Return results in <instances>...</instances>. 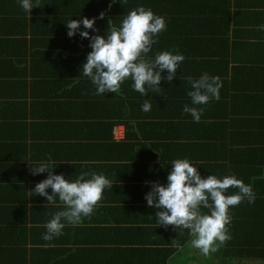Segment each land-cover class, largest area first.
Listing matches in <instances>:
<instances>
[{
    "label": "trees",
    "instance_id": "obj_1",
    "mask_svg": "<svg viewBox=\"0 0 264 264\" xmlns=\"http://www.w3.org/2000/svg\"><path fill=\"white\" fill-rule=\"evenodd\" d=\"M34 2L37 5L25 12L18 0H0V172L17 166L24 175L26 170L32 174L33 165L57 156L34 155L26 142L29 136L40 139L35 135L43 130L48 134L49 124L62 120L65 132L73 129L79 142L73 147L78 150V158L72 157L75 163L62 165L65 170H70L67 172L69 177L65 178L75 179L88 170L89 173H102L113 182L112 187L104 190L94 211L82 218L76 233H88L94 241H108L99 250L105 264H190L196 260L201 264H214L215 261L217 264H264V145L253 147L254 140H251V144L227 146L230 153L234 150V157L239 156L236 161H227L226 148L215 146L209 137L201 138L207 132L203 126L212 123L211 118L207 119L202 113L200 121L194 122L190 114L182 112L184 104H191L186 95L190 90L189 78L197 79L200 75L187 78L180 73L182 64L207 62L211 65L210 60L223 63L221 54L230 44L229 19L233 12L246 10L249 3L250 9L262 15L264 0ZM138 5L151 8L163 16L167 24L166 29L158 34L147 58H154L158 51H168L165 46L167 33L162 34L170 30L174 35L169 36L178 42L186 40L191 45L184 56L186 61L177 69L173 81L161 80L158 92L142 96L132 89V81L127 79L118 93L96 95L91 81L80 74L91 50L89 39L80 37L79 33L69 37L66 22L81 16L97 17V31H88L103 35L108 21L118 26L127 12ZM101 12L105 14L103 19L99 18ZM182 47L177 46L178 51ZM218 68L222 71L213 75L218 76L221 86L227 89L229 82L225 67L220 64ZM29 89L32 92L31 114H28ZM219 90H223L222 87ZM245 92L241 89V93L235 96L264 104L263 92L255 88H246ZM145 99L151 104L148 112L141 111ZM206 105L197 107L204 109ZM29 116L32 118L30 128L24 130ZM119 124L125 127L122 139L114 136V128ZM71 151L69 145L68 153ZM28 157H32L31 163ZM174 158L200 162L196 166L204 177L212 173L218 177L234 175L251 185L252 202L245 197L229 208L231 219L226 227L231 239L207 256L191 246L188 229L156 225V209L146 204L145 194L151 190L152 183H166ZM45 174L48 175L47 170ZM36 175L31 178L44 179ZM6 178L0 183H7ZM12 190L16 192V187ZM48 191L51 192V188ZM236 191L231 186L227 189L229 194ZM36 196L37 199L31 202L32 210L35 205L45 214V209H54L55 213L64 207L59 200L54 205L47 204L46 197ZM2 200L0 264L8 261L6 252L18 245L20 236L24 241H33V261L37 264L72 263L73 256L62 248L54 251L55 246L61 245L66 230L63 229L62 234L51 241H45L41 238L46 231L45 223L36 228L35 233L31 226L26 227L27 205L24 212L17 215V222L11 219L15 214H9L2 206ZM201 211L207 212L208 209ZM42 216L46 220L52 217L50 214ZM113 237L123 243L118 249L112 248L113 240L110 239Z\"/></svg>",
    "mask_w": 264,
    "mask_h": 264
},
{
    "label": "clouds",
    "instance_id": "obj_2",
    "mask_svg": "<svg viewBox=\"0 0 264 264\" xmlns=\"http://www.w3.org/2000/svg\"><path fill=\"white\" fill-rule=\"evenodd\" d=\"M18 3L25 12H30L37 5L34 0H18ZM104 15L101 12L99 18L103 19ZM96 19L81 16L66 22L69 37L79 33L80 37L89 39L91 50L80 74L91 81L96 95L118 93L127 79L132 81V89L142 96L158 92L162 79L173 81L185 59L182 53L158 51L154 58H147L158 34L166 29L163 16L154 13L151 8L138 5L127 12L118 26L108 21L103 35L88 31H97ZM258 29L264 31V24L258 25ZM165 70L166 74H163ZM189 85L186 95L190 97L191 104H184L182 112L190 114L194 122H199L204 109L197 105H204L211 99L218 100L221 81L218 76L205 72L197 79L189 78ZM150 110L151 104L145 99L141 111ZM56 164L49 157L32 166L33 174L47 170L48 175L35 184L31 193L46 197L47 204L54 205L59 200L64 206L45 222L46 231L41 234L45 241L61 235L65 223L73 226L80 224L82 218L94 211L104 190L113 185L104 174L96 172H81L75 179H66L62 173L52 171ZM170 164L166 183L153 182L151 190L145 194L147 206L156 209V225L188 229L193 248L199 249L205 256L216 252L220 245L231 239L226 227L231 219L229 208L245 197L249 203L252 202L251 185L234 175L218 177L212 173L204 177L197 169L196 165L200 162L196 160L174 158ZM230 186L237 191L229 194L227 189ZM201 209L208 211L202 212Z\"/></svg>",
    "mask_w": 264,
    "mask_h": 264
},
{
    "label": "crops",
    "instance_id": "obj_3",
    "mask_svg": "<svg viewBox=\"0 0 264 264\" xmlns=\"http://www.w3.org/2000/svg\"><path fill=\"white\" fill-rule=\"evenodd\" d=\"M247 2L251 3L250 1ZM249 3L246 10L233 12L232 18L229 19L230 44L226 49L222 50L221 57L223 63L210 60L212 61V67L207 62L193 65L189 63L182 64L180 72L187 78L188 76L201 75L205 72L213 75L216 71H222L221 68H218L220 64L224 65L229 87L226 89L225 86H221L223 90H219L220 98L218 100L211 99L207 102L206 108H204L205 110L207 109V112L203 113L207 119L210 120L211 118L213 122L203 126L205 132H207H204L205 134L201 138L209 137V140L215 146L223 147V149L226 148V160H230L231 162H233V159H235L234 161L239 159V156L234 157V150L230 153L228 147H238L241 143L251 144V140H254L253 147L264 145V104H257L254 100L244 98L243 100L241 96H235V94L241 93V89L246 94V88H255L264 93V31L258 29V25L264 24V13L262 15L259 12L255 13L254 10L250 9ZM166 33L167 41L165 46L168 51L174 53L179 52L185 56L191 45L186 40L184 42H178L175 37L169 36L168 34L174 35L170 30L164 32L162 35ZM177 46L183 47L178 51ZM185 61L186 59H184V63ZM30 91L29 89L27 95V99L29 100L28 114H31L32 105L30 100L32 98V92ZM262 115L263 117H260ZM31 119V116H29L26 121L28 126L24 125V130L28 127L30 128ZM53 122L46 129L49 132L48 134L44 130L40 131L38 135H35L36 137H40V139H33L29 136L26 144L32 149L34 155H57L51 159L55 162L60 160L64 162L57 163L54 172L62 173L65 177H69L67 172L70 170H65L62 165L64 163H75V159L72 157L78 158V150L73 147L77 146L79 142L73 133V129L67 133L65 132L64 126L61 123L62 120L57 119ZM116 128H119L118 133L115 131ZM114 136L116 139H122L125 136L124 125L119 124L114 128ZM190 137L191 134L188 138ZM36 140L41 141L37 142ZM69 145L72 149L70 154L68 153ZM28 158L29 163H31L32 157ZM39 163L35 165L37 166ZM26 171L27 176L17 166H10L5 170L2 169V172H0V180L5 179L6 176L7 183H0V201L3 199L2 206L7 208L6 211L9 214H15L11 219L17 222V215L23 213L25 205H27L28 211L25 213L28 217L25 221L26 227L31 226L33 233H35L37 232L35 229L41 227L47 221V218H44L42 215H46L47 217L49 214L53 215L54 209L51 210L49 208L47 211L44 208L47 213L43 214L44 210L33 205L32 210L31 202H33L34 198L37 199V196L31 193V190L39 182L40 178L32 179L31 177L35 175L33 171L31 172L32 174L28 170ZM45 172L37 173L36 176L45 178L47 176ZM26 178L27 181H23ZM13 187H16V192H13ZM32 217H34V223ZM77 226L65 223L63 229L66 230V233L62 235L61 245L55 246L54 251H59L62 248L65 253L72 255L73 261L71 264H105V260L100 257L99 250L108 241H105L106 239L94 241L90 239L88 233L76 234L78 233ZM20 237L17 240L18 245L15 248H10L6 252L8 261L6 260L7 262L5 264H37L33 261V241H24V237ZM110 240H113L112 248L118 249L123 244L114 237ZM104 253L106 254V251ZM194 262L201 264L197 260L191 261L190 264ZM214 264H217V261Z\"/></svg>",
    "mask_w": 264,
    "mask_h": 264
},
{
    "label": "rangeland",
    "instance_id": "obj_4",
    "mask_svg": "<svg viewBox=\"0 0 264 264\" xmlns=\"http://www.w3.org/2000/svg\"><path fill=\"white\" fill-rule=\"evenodd\" d=\"M118 129H119V128H116V130H115V131H116V133H118V132H119V131H118ZM193 264H196V263L194 262Z\"/></svg>",
    "mask_w": 264,
    "mask_h": 264
}]
</instances>
